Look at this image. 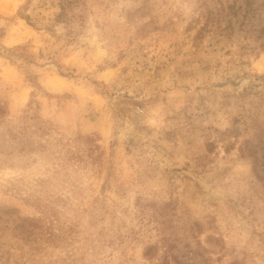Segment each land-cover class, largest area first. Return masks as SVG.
<instances>
[{"label":"rangeland","instance_id":"1","mask_svg":"<svg viewBox=\"0 0 264 264\" xmlns=\"http://www.w3.org/2000/svg\"><path fill=\"white\" fill-rule=\"evenodd\" d=\"M0 4V264H264V0Z\"/></svg>","mask_w":264,"mask_h":264},{"label":"bare ground","instance_id":"2","mask_svg":"<svg viewBox=\"0 0 264 264\" xmlns=\"http://www.w3.org/2000/svg\"><path fill=\"white\" fill-rule=\"evenodd\" d=\"M13 1H16V0H5L6 4L9 2H13ZM0 6H1V4H0Z\"/></svg>","mask_w":264,"mask_h":264}]
</instances>
